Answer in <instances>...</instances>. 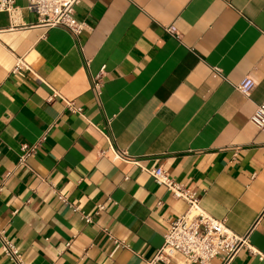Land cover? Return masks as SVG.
<instances>
[{
	"label": "crops",
	"instance_id": "1",
	"mask_svg": "<svg viewBox=\"0 0 264 264\" xmlns=\"http://www.w3.org/2000/svg\"><path fill=\"white\" fill-rule=\"evenodd\" d=\"M16 5L25 26L0 12V228L26 264H148L189 208L158 167L264 251V132L250 121L264 103V0H82L78 38ZM104 66L99 101L90 76ZM23 145H35L24 164ZM0 264H12L1 247ZM232 264L264 260L243 247Z\"/></svg>",
	"mask_w": 264,
	"mask_h": 264
},
{
	"label": "built area",
	"instance_id": "2",
	"mask_svg": "<svg viewBox=\"0 0 264 264\" xmlns=\"http://www.w3.org/2000/svg\"><path fill=\"white\" fill-rule=\"evenodd\" d=\"M19 0H0V12H6L11 17V27L25 26L19 19L20 10L16 5ZM30 10L38 16L37 25L42 27H67L70 32L78 38L85 29L86 22L79 21L76 17V6L82 0H24ZM172 35L178 37L177 29L174 26L167 27ZM89 66V61H86ZM26 65L24 61L17 59L14 73L21 74ZM27 68V67H26ZM105 66L101 72L91 75L92 88L95 91L97 99L101 101V94L104 86L103 74ZM256 85V80L250 76L245 77L237 88L245 96L249 97ZM68 106L79 111L74 102L69 100ZM251 123L264 132V103H258L254 114L250 118ZM21 163L24 164L27 158L35 150V145L29 147L22 146ZM117 157L123 158V155L116 152ZM154 180L159 185H165L166 188L177 199H184L188 203V210L180 217L172 220L170 226L164 234L163 246L157 251L155 256L147 260L148 264H160L169 261H175L179 264H212L214 258L220 257L222 264H232L236 255L243 247L249 252L264 260V251L253 246L248 241L247 236L237 235L225 222L224 219H217L207 212L200 205V199L196 192L190 190L183 183L177 181L170 173L162 168H153L150 170ZM1 190V188H0ZM67 202L65 197H61ZM74 209L81 211L83 218L87 223L93 219L92 215L84 213L81 208L72 205ZM104 205H98V212L104 210ZM113 244L116 248L125 244L110 234ZM69 243H67V246ZM0 247L10 258L12 264H26L20 247L15 245L8 237L5 229L0 228Z\"/></svg>",
	"mask_w": 264,
	"mask_h": 264
}]
</instances>
